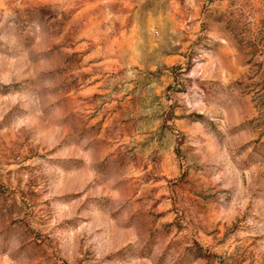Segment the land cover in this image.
<instances>
[{"label": "rangeland", "instance_id": "374dc122", "mask_svg": "<svg viewBox=\"0 0 264 264\" xmlns=\"http://www.w3.org/2000/svg\"><path fill=\"white\" fill-rule=\"evenodd\" d=\"M0 264H264V0H0Z\"/></svg>", "mask_w": 264, "mask_h": 264}]
</instances>
